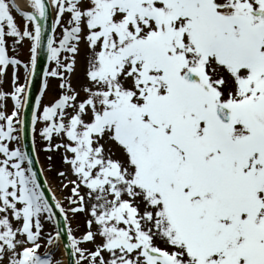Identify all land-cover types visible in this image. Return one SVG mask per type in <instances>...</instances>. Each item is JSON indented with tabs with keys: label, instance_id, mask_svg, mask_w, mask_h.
Here are the masks:
<instances>
[{
	"label": "snow or ice",
	"instance_id": "6c2138e0",
	"mask_svg": "<svg viewBox=\"0 0 264 264\" xmlns=\"http://www.w3.org/2000/svg\"><path fill=\"white\" fill-rule=\"evenodd\" d=\"M27 8L0 0V264H264V0Z\"/></svg>",
	"mask_w": 264,
	"mask_h": 264
},
{
	"label": "rangeland",
	"instance_id": "374dc122",
	"mask_svg": "<svg viewBox=\"0 0 264 264\" xmlns=\"http://www.w3.org/2000/svg\"><path fill=\"white\" fill-rule=\"evenodd\" d=\"M14 15H16L14 13ZM52 16L54 18V13H52ZM16 19H17V23L18 25H20L21 27L23 26V20L19 17V15H16ZM59 33H57L58 35ZM21 59L26 60L27 59V45L24 46L23 49H21ZM84 68H85V64H84V59H83V46H82V51H81V56L78 58V63H77V75L78 77L82 80L83 77V72H84ZM11 70H9L10 73ZM21 82H23V69H21ZM76 82V81H74ZM5 87L7 88L8 85L6 84ZM53 92H49L48 95L45 97V100H49L52 98ZM9 106H10V102H9ZM41 144L42 141L39 140V138H37V143H36V147H37V157L38 160L40 162V165L44 171V176L46 178V182L48 184V187L50 189V192L52 193V195L54 194L57 200H60L61 202L64 203V206L67 207V202L65 201V196L69 194L68 189H65L63 187V184L67 183V180H64L63 178L59 177L57 175L58 171H67L66 167L61 163L60 160V153H56L53 155V167H52V171H49V162L47 160V154L41 150ZM68 179H73V177L71 176V174H69ZM71 187V185L69 186ZM71 219V217H70ZM80 221H83L84 217H79L78 218ZM53 225L48 223L47 221L45 222V232H53ZM73 228L76 229L77 228V222L73 221ZM84 231L83 227H80V230L77 231V235H80V233ZM54 234V232H53ZM90 247V246H89ZM41 252H43V249H41ZM57 256L61 258V251L57 252Z\"/></svg>",
	"mask_w": 264,
	"mask_h": 264
},
{
	"label": "water",
	"instance_id": "95a60500",
	"mask_svg": "<svg viewBox=\"0 0 264 264\" xmlns=\"http://www.w3.org/2000/svg\"><path fill=\"white\" fill-rule=\"evenodd\" d=\"M24 10H28V9L27 8H24ZM51 20H52V17L50 15V19L48 21L49 25L51 23ZM49 32H50V29H49ZM39 64H40L41 69L47 64L46 55L43 52L41 53ZM39 84H40V78H37L34 81V84H33V95L38 94ZM27 144H28V148L30 150L31 149V135L30 134H29V138H28ZM35 157H36V155H35ZM35 168H36L37 172L40 173L41 168H40V166H39L38 163L35 165ZM40 181H41L42 185L45 184V179H44L43 174L40 175ZM45 193L49 197V199H51V194H50V191H49L47 185H45ZM61 223H63L62 218H61Z\"/></svg>",
	"mask_w": 264,
	"mask_h": 264
},
{
	"label": "bare ground",
	"instance_id": "6f19581e",
	"mask_svg": "<svg viewBox=\"0 0 264 264\" xmlns=\"http://www.w3.org/2000/svg\"><path fill=\"white\" fill-rule=\"evenodd\" d=\"M16 4L21 7L22 9L27 8V0H15ZM28 9V8H27ZM61 258L65 259V257L62 256L61 254Z\"/></svg>",
	"mask_w": 264,
	"mask_h": 264
}]
</instances>
